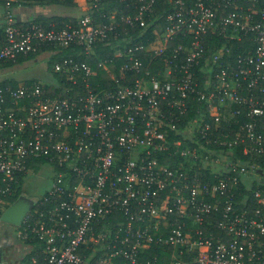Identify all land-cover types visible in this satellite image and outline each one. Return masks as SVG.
<instances>
[{
    "label": "built area",
    "instance_id": "1",
    "mask_svg": "<svg viewBox=\"0 0 264 264\" xmlns=\"http://www.w3.org/2000/svg\"><path fill=\"white\" fill-rule=\"evenodd\" d=\"M1 1L0 63L41 48L52 59L49 80L0 82V228L30 174L47 165L52 179L11 225L30 247L14 264H159L153 248L170 264H264V184L238 200L264 173V0H73L85 13L48 25L15 8L67 0ZM160 2L156 38L125 41L124 24L146 35Z\"/></svg>",
    "mask_w": 264,
    "mask_h": 264
},
{
    "label": "trees",
    "instance_id": "2",
    "mask_svg": "<svg viewBox=\"0 0 264 264\" xmlns=\"http://www.w3.org/2000/svg\"><path fill=\"white\" fill-rule=\"evenodd\" d=\"M44 4V3H43ZM64 5H78V3H75L73 0H67L65 2H63ZM81 4H84V1H82ZM81 4H79L78 6H80ZM118 8L119 7H124L123 4L121 5H117ZM166 6V3H162L160 2V4L157 5L156 7V10H155V13H154V19L151 21V24H150V27H148L146 29V35L144 36H141V34L143 33V29L142 28H137V29H132V28H129L127 26V24H124V28L123 29H120L121 31V37H124L125 41L126 39H131L133 42L137 43V42H146L148 40V38L154 40L156 38V34L154 33V30L156 28H161L162 26V23H161V20H158L156 19L157 17V13L159 12V10L163 7ZM115 8V6H111L108 5L106 6V10H113ZM86 10V9H85ZM36 19L38 21H43L45 22L47 25L50 21H56L58 24H64L66 22H68L69 20H74L75 18L74 17H70V16H51V17H47V16H39V17H36ZM211 36L209 37L208 39V42L206 43V46H207V56H211L219 47L220 45V39H221V36L220 34H218V32H212L210 34ZM0 38H4L3 36V28L0 29ZM120 38L117 37V39ZM114 39H116L114 37ZM116 39V40H117ZM181 37H177L173 42L170 43V47L172 48L173 45L181 42ZM118 41V40H117ZM126 43V42H125ZM208 43H209V47H208ZM237 42L234 43L233 45V49H234V52L237 53L239 51V48H238V45H236ZM250 46V45H249ZM252 47V46H251ZM101 50H100V56H105V55H112L113 52H114V48H111V47H105V46H101L100 47ZM44 49L41 48V49H38L37 51L35 52H31L27 55L25 54H20L16 61L15 62H20V61H23V60H27V59H31V58H34L36 57L38 54H40L41 52H43ZM64 54L66 55H69V54H72V51L70 49H67V50H63L62 51ZM148 56L147 54H145L144 56V60L146 62L145 66L147 68H150V69H153L155 71H157L158 69H161V68H164V65H166V56H161V57H158L156 59H153V58H149V57H146ZM51 61V62H50ZM50 64L52 63V60H50ZM9 64H14V62H6V63H0V67H3V66H7ZM101 75L99 76L100 77V80L101 81H109L110 78L107 76V72L104 70V69H101ZM202 80H204V77L202 78ZM6 82H10L11 84L13 85H18V82H13V81H8L7 80H3L1 81V85L6 83ZM204 83H202V86H203ZM192 100H193V104L194 106L198 107L199 106V103L197 102L196 98L195 97H192ZM241 120L244 122L245 120H247L246 117H242ZM238 128L237 125H234L233 128H228L227 126H225V129L227 130H232V132L234 133V131H236ZM231 136H233V134H231ZM238 153L240 155V157L242 158L243 157V154L242 152L240 151V149L238 150ZM245 159V157H244ZM261 165L263 166L264 168V161L261 163ZM203 175L205 178H208L206 176V173H205V170H203ZM261 184H264V182H261ZM258 186V184H254V186L252 188H250L249 190L246 189L245 185L242 183L241 186H240V190H239V193H238V200L241 202L239 204V206H242V200L244 199L245 196H249L251 198V200L254 201V196H253V190ZM21 193V192H19ZM18 193V194H19ZM47 193L44 192L43 195H41V197H44ZM19 197L16 196L13 201H15L17 198ZM40 207H42V205H40ZM115 218L117 219H121V220H124L123 219V216L118 214L117 216H115ZM111 222L114 223V219L113 217H108L107 219L103 220L100 224L101 226H104L105 229H108L111 225ZM215 231H218L216 230L215 228ZM219 233H222L220 230H219ZM35 249L30 252L23 260L24 261H29L31 262V258L33 256H36V246L34 247ZM170 251L171 249L170 248H167L166 250H163V249H160V248H153L149 251H147V254H146V257L149 258V259H155L157 258L158 261H159V264H170L171 262V255H170ZM32 264V263H31Z\"/></svg>",
    "mask_w": 264,
    "mask_h": 264
},
{
    "label": "rangeland",
    "instance_id": "3",
    "mask_svg": "<svg viewBox=\"0 0 264 264\" xmlns=\"http://www.w3.org/2000/svg\"><path fill=\"white\" fill-rule=\"evenodd\" d=\"M50 6H42L43 11L46 13H55V14H61L63 16H68L70 14V17L77 18L78 16H82V14L85 13V10L83 8H80L78 5H62L58 3H51ZM37 5V4H36ZM62 5V6H61ZM34 6V7H33ZM33 10L37 9V6L33 5ZM83 7V6H81ZM38 58H40L38 66L33 65V60H24L20 61L15 66H8L5 67L6 69L0 68V78H3L4 76L12 75L15 76L18 79H24L28 77H32L35 74L42 73L43 71H48L51 69V64L46 60V57H48L47 53H44L43 55L38 54ZM52 60V59H51ZM39 72V73H38ZM51 169L47 165L42 167L41 169L35 171L33 174H30L29 177L25 181V194L29 195L31 197H39L46 192V190L51 185ZM32 194V195H31ZM14 235L16 237V231L14 232ZM19 244L21 245L19 248H22L19 252L26 254L30 247L24 246L22 244L21 240L19 239ZM3 251L6 252L5 259H7V263L11 261L15 256L20 257L21 259L25 256L21 254L19 256V252H17L14 249H6V247H2ZM24 250V251H23ZM11 251V252H10ZM17 257H15L17 259ZM19 258V259H20Z\"/></svg>",
    "mask_w": 264,
    "mask_h": 264
},
{
    "label": "crops",
    "instance_id": "4",
    "mask_svg": "<svg viewBox=\"0 0 264 264\" xmlns=\"http://www.w3.org/2000/svg\"><path fill=\"white\" fill-rule=\"evenodd\" d=\"M58 4L64 5L63 3H58ZM33 5L37 6V9L33 10V7H34ZM50 5H52V4L50 3V4H38V5H36V4L21 5V6L16 7L15 11L17 13L18 20L21 23H24L26 20H29L30 18H36V17H39V16H47V17L63 16L61 14H55V13H51L50 14V13L44 12L42 6H50ZM31 6H33V7H31ZM81 6H83L82 4L79 7L83 8L84 10L86 9L85 6H83V7H81ZM4 15H5L4 5H3V2L0 0V29L3 28ZM69 15L70 14H68V16ZM44 53H46V52L43 51L40 54L43 55ZM27 60H29V59H27ZM32 60H33L32 61L33 65L34 66H38L40 58H38L36 56ZM47 61L49 62V60H47ZM17 63L18 62L14 63V64H9V65H7L5 67L15 66V64H17ZM5 67L3 66V67H0V68L1 69H3V68L6 69ZM50 74H51L50 70H48V71H45V72L43 71L42 73H39V74H35L32 77H28V78H24V79H18L15 76L8 75V76H4L3 78H0V82L3 81V80H7V79H8V81L11 80L13 82H15V81L16 82H21V81H27V80H31V79L49 80L50 79ZM258 181L264 182V173H262L261 175H258V176L248 175V176L244 177L243 184L245 185L246 189L249 190ZM24 194H25V192H24ZM20 246L21 245L19 244V239L17 237H15L14 232L11 229H9L8 227L6 228L4 225H2V227L0 228V250L3 253V261L0 264H14L21 257L20 256L21 254L26 255L24 253L20 254L19 251L22 249V248H19ZM24 246H26V245L24 244ZM2 247H6V249L10 248V249L16 250L17 252H19V256L20 257L15 256V257H17V259L14 257L11 261H9V263H7V259H5V254H4L6 252L3 251Z\"/></svg>",
    "mask_w": 264,
    "mask_h": 264
},
{
    "label": "water",
    "instance_id": "5",
    "mask_svg": "<svg viewBox=\"0 0 264 264\" xmlns=\"http://www.w3.org/2000/svg\"><path fill=\"white\" fill-rule=\"evenodd\" d=\"M34 199L26 194H21L3 212L2 220L8 225H20L25 216L34 208ZM3 261V253L0 250V263Z\"/></svg>",
    "mask_w": 264,
    "mask_h": 264
},
{
    "label": "flooded vegetation",
    "instance_id": "6",
    "mask_svg": "<svg viewBox=\"0 0 264 264\" xmlns=\"http://www.w3.org/2000/svg\"><path fill=\"white\" fill-rule=\"evenodd\" d=\"M4 226H5L6 228L8 227L9 229H11V226H9V225H6V224H5Z\"/></svg>",
    "mask_w": 264,
    "mask_h": 264
}]
</instances>
